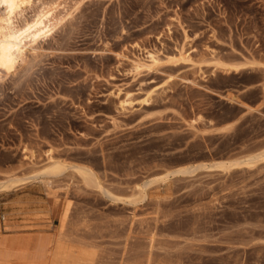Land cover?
Segmentation results:
<instances>
[{
  "label": "rangeland",
  "instance_id": "obj_1",
  "mask_svg": "<svg viewBox=\"0 0 264 264\" xmlns=\"http://www.w3.org/2000/svg\"><path fill=\"white\" fill-rule=\"evenodd\" d=\"M55 1L0 77V182L50 154L119 200L68 171L0 193V264H264V159L167 175L264 151V0Z\"/></svg>",
  "mask_w": 264,
  "mask_h": 264
},
{
  "label": "bare ground",
  "instance_id": "obj_2",
  "mask_svg": "<svg viewBox=\"0 0 264 264\" xmlns=\"http://www.w3.org/2000/svg\"><path fill=\"white\" fill-rule=\"evenodd\" d=\"M59 3L60 1L56 2L55 0H0V77L14 75L19 69L23 75H26V72L34 65L37 59H39L38 57L41 56L44 47L42 45L43 41L51 36L53 30L59 26V24L63 22L61 25H64L66 22H64V20L71 17L72 15L70 16V14L75 11V8L72 7V11L71 7L68 9V7H65L63 4L60 6L61 4ZM185 58L188 59L189 54H186ZM157 63V58L153 54L147 53L144 59L131 61V67L133 71H137L142 68H151ZM235 69L237 70V67H235ZM31 72L29 71V73ZM124 103L128 105L130 104L128 101L123 102V104ZM31 157H33L32 154ZM263 159L264 151L250 156L246 161L242 162L231 161L227 163H212L210 165L175 170L167 175H185L199 168L207 169L221 167L228 169L235 165L252 166ZM29 169L31 173L27 172L28 174H22L21 176L9 174L4 181L0 182V193L13 191L23 186L27 181L36 180L40 184H43L68 171L71 175L78 176L80 181L86 187L100 189L108 197L113 198L112 200H119L114 199L111 194L101 188L97 182L95 173L86 166L66 164L48 154L44 164L35 167V164L33 163ZM155 181L156 180H153L152 182L136 189L137 192L141 194L140 192L145 189V187ZM134 194H131V197H129L132 198V195ZM134 197L132 202L136 199H134ZM128 201L126 203H128ZM136 201L137 200H135L133 204H136Z\"/></svg>",
  "mask_w": 264,
  "mask_h": 264
},
{
  "label": "crops",
  "instance_id": "obj_3",
  "mask_svg": "<svg viewBox=\"0 0 264 264\" xmlns=\"http://www.w3.org/2000/svg\"><path fill=\"white\" fill-rule=\"evenodd\" d=\"M27 233H29V232H27ZM4 254V252L2 251V255Z\"/></svg>",
  "mask_w": 264,
  "mask_h": 264
}]
</instances>
